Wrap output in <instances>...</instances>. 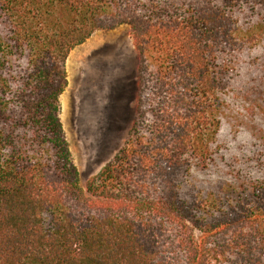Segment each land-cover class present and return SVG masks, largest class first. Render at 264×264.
Returning a JSON list of instances; mask_svg holds the SVG:
<instances>
[{
	"label": "trees",
	"instance_id": "obj_1",
	"mask_svg": "<svg viewBox=\"0 0 264 264\" xmlns=\"http://www.w3.org/2000/svg\"><path fill=\"white\" fill-rule=\"evenodd\" d=\"M124 25L135 118L82 186L67 60ZM0 264H264V0H0Z\"/></svg>",
	"mask_w": 264,
	"mask_h": 264
},
{
	"label": "rangeland",
	"instance_id": "obj_2",
	"mask_svg": "<svg viewBox=\"0 0 264 264\" xmlns=\"http://www.w3.org/2000/svg\"><path fill=\"white\" fill-rule=\"evenodd\" d=\"M138 64L127 25L96 32L68 57L61 118L82 186L115 156L127 137L136 113Z\"/></svg>",
	"mask_w": 264,
	"mask_h": 264
},
{
	"label": "bare ground",
	"instance_id": "obj_3",
	"mask_svg": "<svg viewBox=\"0 0 264 264\" xmlns=\"http://www.w3.org/2000/svg\"><path fill=\"white\" fill-rule=\"evenodd\" d=\"M81 64V63H80ZM72 83V82H71ZM72 86V85H71ZM71 88V90H73V88L72 87H70ZM69 89V88H68ZM71 90H70V92H71ZM70 92H68V93H70ZM72 93V92H71ZM70 97V96H69ZM71 97H72V95H71ZM73 98V97H72ZM79 99V98H78ZM86 99L84 98L83 100H81V103L83 104V102L85 101ZM70 101V100H69ZM78 101V100H77ZM65 103V102H64ZM69 103V102H68ZM67 103V104H68ZM78 104H80V103H78ZM71 105H72V103H71ZM70 106V105H69ZM92 130H93V132H94V128H92Z\"/></svg>",
	"mask_w": 264,
	"mask_h": 264
}]
</instances>
